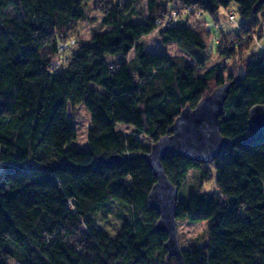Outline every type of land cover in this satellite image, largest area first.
I'll list each match as a JSON object with an SVG mask.
<instances>
[{
	"label": "trees",
	"instance_id": "trees-1",
	"mask_svg": "<svg viewBox=\"0 0 264 264\" xmlns=\"http://www.w3.org/2000/svg\"><path fill=\"white\" fill-rule=\"evenodd\" d=\"M93 1L0 0V264H177L167 257L168 236L155 230L160 216L148 197L157 180L144 157L241 65L246 77L221 118L230 147L211 165L172 156L163 166L179 192L191 170L200 186L216 181L218 194L178 201L177 221L208 223V248L182 249L185 264H264V130L248 126L251 109L264 106V52L249 56L254 37L243 40L246 27H261L264 4L254 13L259 0H147L142 20L139 0H95L107 30L79 42L73 33ZM233 4L244 22L220 37L217 56L238 62L226 76L223 64L207 69L211 29L173 15L191 8L215 16ZM155 31L184 56L150 54L143 39ZM71 40L69 63L53 71ZM79 107L91 119L88 150L74 145ZM113 156L122 161L98 162ZM112 208L123 223L116 238L96 225Z\"/></svg>",
	"mask_w": 264,
	"mask_h": 264
},
{
	"label": "water",
	"instance_id": "water-1",
	"mask_svg": "<svg viewBox=\"0 0 264 264\" xmlns=\"http://www.w3.org/2000/svg\"><path fill=\"white\" fill-rule=\"evenodd\" d=\"M263 4L264 0H259L253 12L257 13L258 8ZM245 77L246 69L241 65L231 82L215 89L195 109L190 106L184 109L170 129L169 135L154 144L151 152L144 157L157 180L148 197L150 208L160 216L155 230L168 236L165 244L167 257L169 260L175 259L177 264H185L177 227L179 188L171 183L163 161L173 156L200 165H211L230 147V141L221 134V118L224 116L225 104L231 90ZM69 116L71 117V113ZM248 126L254 134L264 130V106L251 109ZM121 161L119 156H113L98 162L116 164ZM208 246L209 241L205 240L199 248L206 250Z\"/></svg>",
	"mask_w": 264,
	"mask_h": 264
},
{
	"label": "rangeland",
	"instance_id": "rangeland-1",
	"mask_svg": "<svg viewBox=\"0 0 264 264\" xmlns=\"http://www.w3.org/2000/svg\"><path fill=\"white\" fill-rule=\"evenodd\" d=\"M147 0H139L138 9L141 13V19H146L148 17V9H147ZM177 12L180 16H178L179 25L186 24L187 18L191 17V24L194 21H198L194 15H182V8H178ZM87 18L88 20L82 24L77 29V32L73 33V35L79 39V42H89L96 34L103 33L107 29L104 28L101 24L102 15L98 11L96 7L95 0L90 3L86 8ZM234 14L236 16V24H231L228 21L229 15ZM260 24L261 27L257 30L255 34L251 33L252 28L249 27L248 31H244L245 34L243 36V40H247V36L249 34L254 37V44L249 56L254 55L257 52H264V15H260ZM204 22L200 20V27L208 26L211 29V35L209 40V45L212 52V60L207 66V69L218 65L223 64L227 67L225 75H229V73L234 72V68L238 67V62H226L221 60L217 56L218 43L220 42V37L223 33L238 31V26L243 24L244 20L239 15V8L236 4H233L227 10H221L217 15L210 16L205 14L203 16ZM217 21L219 23H217ZM218 27L220 30H218ZM143 43L147 51L150 54H162L166 53L171 56H184L183 53L177 48L176 45H163L160 41L159 31L153 32L151 35L145 37L143 39ZM248 56V57H249ZM135 54L134 51L129 55V60L134 59ZM121 59H113L109 58L107 61L111 64H116ZM238 69V68H237ZM74 124L77 130V140L74 142V145L80 149L88 150V133L91 129V119L90 115L86 111L84 107H79L76 110V114L74 117ZM117 130L122 131L127 134H133L134 130L132 127L127 126H118ZM137 138L145 145L151 146L152 143L150 139L144 135L137 136ZM5 164H0V173L3 172ZM200 174L197 170L189 171L186 182L183 185L182 189L179 192V202L186 203L194 194V192L200 191L206 194H218L216 181L212 180L209 184H205L200 186L198 178ZM118 210L116 208H112V214L102 212L98 215L96 220V225L100 231L111 238H116L123 227L122 221L117 217ZM178 236L179 242L182 249H193L199 247V245L208 239V223H196L190 224L187 221H178Z\"/></svg>",
	"mask_w": 264,
	"mask_h": 264
},
{
	"label": "built area",
	"instance_id": "built-area-1",
	"mask_svg": "<svg viewBox=\"0 0 264 264\" xmlns=\"http://www.w3.org/2000/svg\"><path fill=\"white\" fill-rule=\"evenodd\" d=\"M182 15H194L195 18H197L198 22H200V20H202L204 22L203 19V14L197 10H193L191 8H182ZM178 16H180L178 14V12H175L173 15V20L177 21L178 20ZM229 23L231 24H236V16L234 14H230L229 18H228ZM240 28V25L238 26V29ZM218 30H220V28L218 27ZM246 31L249 30V27L245 28ZM246 41V40H244ZM77 43L76 40H71L69 42H67L65 45L62 46L61 51H62V56L57 59L55 61V63H53L51 69L55 72H59L61 70H63L67 63H69V60L71 58L72 55V51H74V49L76 48Z\"/></svg>",
	"mask_w": 264,
	"mask_h": 264
},
{
	"label": "crops",
	"instance_id": "crops-1",
	"mask_svg": "<svg viewBox=\"0 0 264 264\" xmlns=\"http://www.w3.org/2000/svg\"><path fill=\"white\" fill-rule=\"evenodd\" d=\"M264 41V39L262 40V42Z\"/></svg>",
	"mask_w": 264,
	"mask_h": 264
}]
</instances>
